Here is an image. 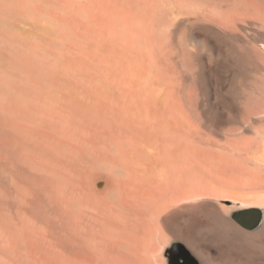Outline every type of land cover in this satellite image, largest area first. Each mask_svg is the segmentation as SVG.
<instances>
[{"label":"bare ground","instance_id":"obj_1","mask_svg":"<svg viewBox=\"0 0 264 264\" xmlns=\"http://www.w3.org/2000/svg\"><path fill=\"white\" fill-rule=\"evenodd\" d=\"M171 242L264 264V0H0V264Z\"/></svg>","mask_w":264,"mask_h":264},{"label":"rangeland","instance_id":"obj_2","mask_svg":"<svg viewBox=\"0 0 264 264\" xmlns=\"http://www.w3.org/2000/svg\"><path fill=\"white\" fill-rule=\"evenodd\" d=\"M244 210H232L231 214L234 215V217L236 215H240V214H244L243 215V218L245 220H250L254 214H251V213H245V212H242ZM252 230H256V229H252ZM174 243H170V245H168L164 251V257L166 259V262L167 264H192L191 260H189L187 258V256L185 254L182 253V251L180 250L179 246H176L174 248ZM174 248V249H173ZM153 253V252H152ZM151 253V254H152ZM150 253L145 257V264H161L162 260L159 256V252H154L152 255ZM177 254L178 256V259H173L174 256ZM192 256L198 258L195 254L192 253ZM153 257V258H152ZM149 259V260H148ZM156 259V260H155ZM199 259V258H198ZM155 260V262H154ZM148 261V263H147ZM157 262V263H156Z\"/></svg>","mask_w":264,"mask_h":264},{"label":"water","instance_id":"obj_3","mask_svg":"<svg viewBox=\"0 0 264 264\" xmlns=\"http://www.w3.org/2000/svg\"><path fill=\"white\" fill-rule=\"evenodd\" d=\"M261 221V214L259 213L256 217V219L253 222V226L258 225V223Z\"/></svg>","mask_w":264,"mask_h":264}]
</instances>
